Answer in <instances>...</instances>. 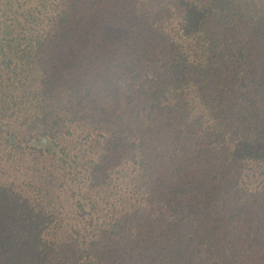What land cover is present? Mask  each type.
Masks as SVG:
<instances>
[{"label": "trees", "instance_id": "16d2710c", "mask_svg": "<svg viewBox=\"0 0 264 264\" xmlns=\"http://www.w3.org/2000/svg\"><path fill=\"white\" fill-rule=\"evenodd\" d=\"M0 264H264V0H0Z\"/></svg>", "mask_w": 264, "mask_h": 264}]
</instances>
